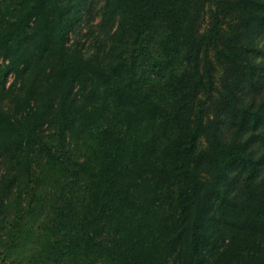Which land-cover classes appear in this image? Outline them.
<instances>
[{"label":"trees","instance_id":"trees-1","mask_svg":"<svg viewBox=\"0 0 264 264\" xmlns=\"http://www.w3.org/2000/svg\"><path fill=\"white\" fill-rule=\"evenodd\" d=\"M87 1L0 0V264H264V0Z\"/></svg>","mask_w":264,"mask_h":264},{"label":"rangeland","instance_id":"rangeland-1","mask_svg":"<svg viewBox=\"0 0 264 264\" xmlns=\"http://www.w3.org/2000/svg\"><path fill=\"white\" fill-rule=\"evenodd\" d=\"M103 4L104 0H88L84 6L80 22L74 27L70 35V43L75 41L83 43L87 55L96 50L95 40L102 42L104 39V30L99 26ZM245 35L253 39L260 47L258 54L251 57L259 65V72L254 83L244 84L240 88L239 94L243 103L255 104L264 99V26L255 24L246 30ZM234 130L235 127L231 123H227L222 131L223 138H231Z\"/></svg>","mask_w":264,"mask_h":264}]
</instances>
